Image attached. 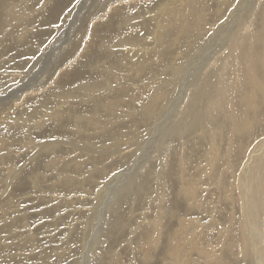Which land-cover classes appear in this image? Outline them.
Returning <instances> with one entry per match:
<instances>
[{"label": "rangeland", "instance_id": "1", "mask_svg": "<svg viewBox=\"0 0 264 264\" xmlns=\"http://www.w3.org/2000/svg\"><path fill=\"white\" fill-rule=\"evenodd\" d=\"M263 178L264 0H0V264H264Z\"/></svg>", "mask_w": 264, "mask_h": 264}, {"label": "bare ground", "instance_id": "2", "mask_svg": "<svg viewBox=\"0 0 264 264\" xmlns=\"http://www.w3.org/2000/svg\"><path fill=\"white\" fill-rule=\"evenodd\" d=\"M103 7V6H102ZM114 10V9H113ZM173 13V12H172ZM30 14V13H29ZM132 14V13H131ZM130 14V15H131ZM130 19V18H129ZM133 19V18H132ZM131 20V19H130ZM158 21V20H157ZM126 22V21H125ZM61 31V30H60ZM20 33V32H19ZM66 33V32H65ZM23 34V33H22ZM62 34V33H61ZM4 36V35H3ZM9 37V36H8ZM20 37H22V36H20ZM19 39H21V38H19ZM91 39V38H90ZM51 40V39H50ZM90 43V42H89ZM87 44V43H86ZM64 46H66V45H64ZM88 47V46H87ZM51 48H52V46H51ZM99 51V50H98ZM43 52V51H42ZM22 55V54H21ZM93 55V54H92ZM145 55V54H144ZM38 62V61H37ZM55 62V61H54ZM94 63V62H93ZM225 64V63H224ZM15 86V85H14ZM14 92V91H13ZM22 96V95H21ZM217 96V95H216ZM223 96V95H222ZM15 98V97H14ZM20 98V97H19ZM218 99H219V97H217ZM102 131V130H101ZM254 154L255 153H252L250 156V158H249V161H250V163L249 162H247V163H245V165H244V170L243 171H245V170H247V169H250V171H247L249 174H247L249 177H250V175L253 173V168L251 169L250 167H251V165L253 166V164H252V162L251 161H254L255 160V156H254ZM258 154V153H257ZM256 155V154H255ZM257 156V155H256ZM259 160V159H258ZM255 163V162H254ZM247 164H248V166H247ZM257 165V164H256ZM258 165L260 166V164L258 163ZM255 168V167H254ZM256 172H257V170H256ZM255 172V174H256V177L255 178H257V175H258V173H256ZM245 174V173H244ZM254 174V175H255ZM246 175V174H245ZM244 175V176H245ZM253 175V174H252ZM247 177V176H246ZM248 177V178H249ZM259 177V176H258ZM243 178V177H242ZM254 178V177H253ZM250 179V178H249ZM258 179V178H257ZM264 179V178H263ZM262 179V180H263ZM251 180V179H250ZM241 181H243V180H241ZM252 181H254V180H252ZM248 182H250V181H248ZM242 183V182H241ZM244 183V182H243ZM251 183V182H250ZM256 183V182H255ZM258 186V185H257ZM253 187V186H252ZM252 189V188H251ZM252 194H253V192H252ZM255 196V195H254ZM250 199V198H249ZM252 201V200H251ZM253 202V201H252ZM249 203V202H248ZM252 204V203H251ZM254 204V203H253ZM115 206V205H114ZM252 206V205H251ZM249 208V207H248ZM254 208H256L255 207V205H254ZM105 210V209H104ZM251 209H249V211H250ZM121 212V211H120ZM250 213V212H249ZM98 215V214H97ZM251 216H252V214H251ZM250 216V217H251ZM249 217V218H250ZM251 220H252V218H250ZM249 219V220H250ZM254 219V218H253ZM255 221V219L254 220H252V222H254ZM248 223H249V221H248ZM253 224V223H252ZM63 225V224H62ZM248 225H251V223L250 224H247V227H250L251 228V226H248ZM182 226V225H181ZM184 227V226H183ZM253 228H254V226H252ZM179 230V229H178ZM250 231V230H249ZM251 232V231H250ZM99 234V233H98ZM199 252V251H198Z\"/></svg>", "mask_w": 264, "mask_h": 264}]
</instances>
